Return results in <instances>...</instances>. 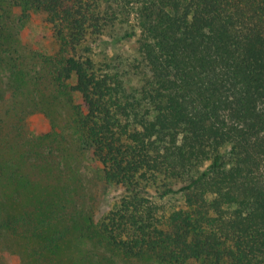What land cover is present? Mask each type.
Returning a JSON list of instances; mask_svg holds the SVG:
<instances>
[{"label":"trees","instance_id":"16d2710c","mask_svg":"<svg viewBox=\"0 0 264 264\" xmlns=\"http://www.w3.org/2000/svg\"><path fill=\"white\" fill-rule=\"evenodd\" d=\"M13 1L59 41L47 80L100 167L105 212L79 236L154 264H264V0ZM5 223L40 232L25 209Z\"/></svg>","mask_w":264,"mask_h":264},{"label":"rangeland","instance_id":"374dc122","mask_svg":"<svg viewBox=\"0 0 264 264\" xmlns=\"http://www.w3.org/2000/svg\"><path fill=\"white\" fill-rule=\"evenodd\" d=\"M0 41L7 48L0 47V132L16 126L24 137L12 138L11 147L0 135V154H9L10 162L0 170V264H154L79 236L80 227L105 212L100 167L79 145L72 119L77 98L47 80L60 45L43 13L0 0ZM46 156L48 161L41 159ZM117 193L113 189L109 197ZM24 209L38 235H16L5 223ZM50 238L58 239L53 252L45 247Z\"/></svg>","mask_w":264,"mask_h":264}]
</instances>
